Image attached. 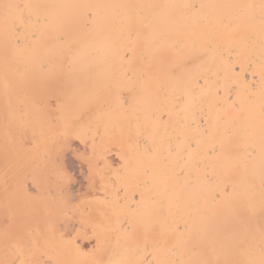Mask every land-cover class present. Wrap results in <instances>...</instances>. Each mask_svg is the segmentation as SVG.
I'll return each mask as SVG.
<instances>
[{"label": "bare ground", "instance_id": "bare-ground-1", "mask_svg": "<svg viewBox=\"0 0 264 264\" xmlns=\"http://www.w3.org/2000/svg\"><path fill=\"white\" fill-rule=\"evenodd\" d=\"M0 264H264V0H0Z\"/></svg>", "mask_w": 264, "mask_h": 264}]
</instances>
